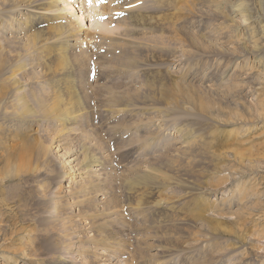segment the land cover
<instances>
[{"label": "rangeland", "instance_id": "374dc122", "mask_svg": "<svg viewBox=\"0 0 264 264\" xmlns=\"http://www.w3.org/2000/svg\"><path fill=\"white\" fill-rule=\"evenodd\" d=\"M60 1L88 33L62 54L66 90L51 82L59 66L19 59L0 141V264H85L80 250L102 242L114 261L100 264H264V0ZM23 2L0 6L8 49L37 30L8 17ZM56 93L87 121L69 130L51 116ZM87 153L97 174L83 171ZM69 160V196H81L57 213ZM193 197L220 230L184 210Z\"/></svg>", "mask_w": 264, "mask_h": 264}, {"label": "bare ground", "instance_id": "6f19581e", "mask_svg": "<svg viewBox=\"0 0 264 264\" xmlns=\"http://www.w3.org/2000/svg\"><path fill=\"white\" fill-rule=\"evenodd\" d=\"M10 1L12 0H0V6ZM72 1H73L72 4L74 3L76 6L77 0H72ZM60 2H61L60 0H27L26 3L23 2L22 4L16 5L10 10V12H8L9 13L8 17L12 21L14 20L17 21V19L19 18L18 16L15 17V14L20 13L23 15L24 13L23 24H26V27L32 25L34 29H37L36 30L37 32L34 31V33L32 35L27 36L26 39H23V38L13 39L12 41L14 42L13 47L10 49L6 47L7 44L5 42H4L5 45L4 43L2 44L0 42L2 44L0 45V141L4 137L5 131H12L11 130L13 126L12 121L16 120V117L14 116L13 113H11L12 111L10 110L12 108L11 107L12 104H10L11 106L7 105V100L11 98L12 91L14 89H17V91L20 93L21 89L24 86L23 82L17 78L18 71L22 67L20 65L19 59L21 58H26V59L28 58V60L30 59L31 68L34 70L37 69L38 67H43V70H51L55 68L56 66H59L62 72L57 74L51 80L52 84L55 83L54 84L55 86H58L60 87V89H64V90L68 89L70 86V84L68 83L70 81L68 79L70 75V70H68L67 67L65 66L64 64L65 58L62 57V54L66 50H68L67 48L73 42H77L80 39L81 33H85L86 31H84L85 30L83 26L84 22H81V23L79 22V26L76 25L72 29L69 28L72 22L68 20V18L70 19V17L66 14L68 13V11H70L71 3H68L66 4V6L62 7ZM79 6L80 4L78 3V7ZM242 7H243V4H241L240 8ZM72 8H75V7H72ZM80 8H83V7H80ZM4 13L5 11L2 12V14ZM10 14H14V16ZM78 14L79 13H77V15ZM236 14L239 15V11H236ZM63 18H66L67 23L64 22ZM74 18L76 17H73V19ZM82 37H83L82 39H84V34L82 35ZM10 44L12 43L10 42ZM55 54L57 56H55ZM233 69L235 70L236 67ZM57 94L58 93L53 95L54 98L49 104V107L47 110V112L50 113L51 116H57V118L59 119L63 118L64 123H66L69 130H75L79 127L81 123H84L87 121L88 116L86 114V110L79 108V105H77V103H79L80 101L77 97L74 98L76 99L77 103L73 104L72 106H68L67 104H69V102L72 100L58 96ZM56 109H57V112H55ZM5 116H9L10 120L6 119ZM5 126H8V127H5ZM19 136H20V133H19ZM15 146L16 145H12L10 147H15ZM23 153L25 152H22L21 154ZM73 160L76 161L75 158ZM83 164H84L83 167L85 168L83 169V171H86V173L90 175L97 174L98 172H100L101 167H102L101 166L102 161L98 156H96V153H87L83 161ZM28 165L30 169L29 171H26V173L33 174L35 169L32 167V164L30 163H26V168ZM75 172H77L76 165H74V167H71L70 160L66 164V168L63 169V166H62V169L60 170V174L58 175L57 180L58 182H61L62 185L60 186V188L57 189V194L55 195V200H54L55 202L54 208L57 211V213H60V212L63 213L65 210L69 211L70 199L72 200V204H74L75 202L78 201L79 197L81 196V193L80 195L77 194V195H74L73 197L69 196V190L71 188L70 183L74 184L76 182L77 173ZM17 175L18 174H14L13 176H17ZM153 181H154V178L152 177H146L141 180L143 184H149V183H152ZM240 194H241V191L239 192V195ZM242 196H244L243 192H242ZM193 198H194L193 201L195 203L193 202L192 204V199H191V203L189 202V205L185 207L186 209L184 210H186L187 213H191L193 210L194 213L193 212L192 213L195 214V216L193 215L192 218L196 217L198 219H203L204 223L208 224L211 227V229L220 230L222 226L219 223L214 222L212 218H209V216L207 217L205 215L200 216L202 210L204 211V208L208 206L206 197L205 198L204 197H200V198L193 197ZM192 205L194 206L193 209H192ZM221 214L224 215L225 213H221ZM234 224L235 226H240V224L242 223L237 221ZM208 225H205V226H208ZM72 244L73 243H71L70 245L71 247H72ZM101 244L103 246H101ZM101 244L99 243L97 247H91V246L85 247L84 246L85 247L84 250L83 249L80 250L81 255H85L84 257H87V259L90 258L85 264H100L99 260L108 261L109 258L110 260H112L111 259L112 257L109 256V254L103 251L101 252L102 249L106 248V246H104L105 245L104 242H102ZM28 255L30 256L28 252H25L24 256H28ZM88 256H91V257L88 258ZM100 258H104V259L101 260ZM6 260L9 261L8 258ZM61 264H63V262Z\"/></svg>", "mask_w": 264, "mask_h": 264}]
</instances>
